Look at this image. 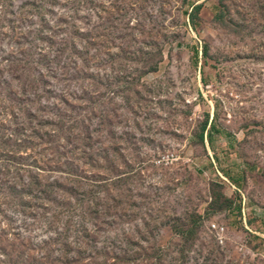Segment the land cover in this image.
<instances>
[{
	"label": "rangeland",
	"instance_id": "rangeland-1",
	"mask_svg": "<svg viewBox=\"0 0 264 264\" xmlns=\"http://www.w3.org/2000/svg\"><path fill=\"white\" fill-rule=\"evenodd\" d=\"M0 264H264V0H0Z\"/></svg>",
	"mask_w": 264,
	"mask_h": 264
},
{
	"label": "trees",
	"instance_id": "trees-1",
	"mask_svg": "<svg viewBox=\"0 0 264 264\" xmlns=\"http://www.w3.org/2000/svg\"><path fill=\"white\" fill-rule=\"evenodd\" d=\"M202 130H204V127L202 128ZM201 137H202V134H201Z\"/></svg>",
	"mask_w": 264,
	"mask_h": 264
},
{
	"label": "built area",
	"instance_id": "built-area-1",
	"mask_svg": "<svg viewBox=\"0 0 264 264\" xmlns=\"http://www.w3.org/2000/svg\"><path fill=\"white\" fill-rule=\"evenodd\" d=\"M221 231H222V229H221ZM221 240V239H220Z\"/></svg>",
	"mask_w": 264,
	"mask_h": 264
}]
</instances>
